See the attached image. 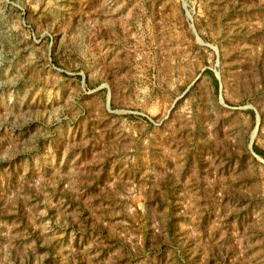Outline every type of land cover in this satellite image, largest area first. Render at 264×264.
Masks as SVG:
<instances>
[{
    "label": "rangeland",
    "instance_id": "1",
    "mask_svg": "<svg viewBox=\"0 0 264 264\" xmlns=\"http://www.w3.org/2000/svg\"><path fill=\"white\" fill-rule=\"evenodd\" d=\"M0 264H264V0H0Z\"/></svg>",
    "mask_w": 264,
    "mask_h": 264
},
{
    "label": "trees",
    "instance_id": "2",
    "mask_svg": "<svg viewBox=\"0 0 264 264\" xmlns=\"http://www.w3.org/2000/svg\"><path fill=\"white\" fill-rule=\"evenodd\" d=\"M255 151H258V150H256V148H255ZM259 152V151H258Z\"/></svg>",
    "mask_w": 264,
    "mask_h": 264
}]
</instances>
